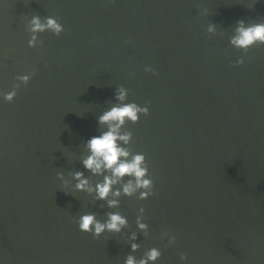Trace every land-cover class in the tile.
Masks as SVG:
<instances>
[{
  "label": "water",
  "instance_id": "water-1",
  "mask_svg": "<svg viewBox=\"0 0 264 264\" xmlns=\"http://www.w3.org/2000/svg\"><path fill=\"white\" fill-rule=\"evenodd\" d=\"M32 15L64 30L28 47ZM240 19L264 22V0H0V91L20 85L0 99L2 264H123L133 234L131 254L155 246V264H264V44L229 42ZM119 85L149 109L121 130L153 192L109 193L110 208L72 173L102 179L81 160ZM111 211L127 218L120 232L79 230L81 213Z\"/></svg>",
  "mask_w": 264,
  "mask_h": 264
},
{
  "label": "clouds",
  "instance_id": "clouds-1",
  "mask_svg": "<svg viewBox=\"0 0 264 264\" xmlns=\"http://www.w3.org/2000/svg\"><path fill=\"white\" fill-rule=\"evenodd\" d=\"M211 29V26H210ZM45 30L51 31L54 35L60 34L63 25L54 16L41 18L32 15L27 21L29 38L28 47H34L37 42V34ZM234 47L247 49L253 44H264V22L248 23L240 19L236 22L235 34L229 41ZM244 62V57H238L236 64ZM145 71L155 72V69L146 65ZM30 79V73L18 74L16 80L26 84ZM19 84L13 85L8 91H0V99L12 101L16 95ZM128 89L119 85L114 90V96L119 103L112 104L97 117L99 124L106 125L105 130L98 134L89 136L85 140V147L88 154L81 160L83 167L94 175H102V179L90 184L88 178L81 171L72 173L76 181V191L95 193V198L106 200L107 205L112 208L118 205L117 199H108L109 193L112 197H119L121 194L128 196L138 193L140 199H146L153 192V180L148 174V164L143 152L129 153L125 145L132 138L130 131H122L125 121L136 122L140 114L147 115L149 109L147 104L141 105L127 99ZM60 176V173H56ZM127 177L128 179H124ZM119 184V187H114ZM143 212V209H140ZM127 224V218L120 212L111 211L106 214L103 221L96 218L92 212H83L77 218L79 230L90 232L93 237L100 236L103 232L118 233ZM137 227L140 230L147 228L146 222H141L137 217ZM175 236L171 235L169 243H173ZM139 244L136 242L135 234L133 241L129 244L130 252L123 260V264H155L161 256L159 248L153 246L147 249L146 254L139 259L134 257V252ZM179 259L186 260L184 252H180ZM2 264V262H0Z\"/></svg>",
  "mask_w": 264,
  "mask_h": 264
}]
</instances>
